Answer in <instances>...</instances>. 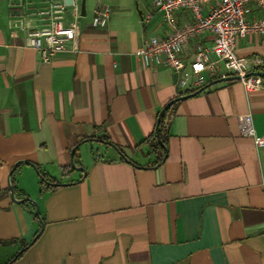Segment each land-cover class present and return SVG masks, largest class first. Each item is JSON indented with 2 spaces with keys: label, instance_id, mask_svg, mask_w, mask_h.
I'll use <instances>...</instances> for the list:
<instances>
[{
  "label": "crops",
  "instance_id": "crops-1",
  "mask_svg": "<svg viewBox=\"0 0 264 264\" xmlns=\"http://www.w3.org/2000/svg\"><path fill=\"white\" fill-rule=\"evenodd\" d=\"M76 1L78 43L46 61L0 0V264H264V145L239 121L250 113L264 137V86L209 75L171 106L160 160L149 141L160 111L194 92L138 49L169 28L160 14L144 21L150 0ZM236 51L260 56L264 71L263 37L240 38ZM74 147L85 172L71 165ZM12 171L16 197L39 203L37 238L32 203L10 196ZM41 173L63 185L41 192Z\"/></svg>",
  "mask_w": 264,
  "mask_h": 264
},
{
  "label": "built area",
  "instance_id": "built-area-1",
  "mask_svg": "<svg viewBox=\"0 0 264 264\" xmlns=\"http://www.w3.org/2000/svg\"><path fill=\"white\" fill-rule=\"evenodd\" d=\"M40 2L32 5L25 0H9L10 13L24 23L27 46L48 61L54 53L71 45L76 47L80 9L76 0L71 4L66 0ZM150 4L152 8L144 21L150 22L160 14L169 30L165 35L145 38L138 54L148 64L172 68L181 91H197L211 74L240 76L247 90L264 86L263 76L249 74L259 71L263 59L241 56L236 51L240 38L251 34L264 38V0H150ZM253 6L259 14L250 17ZM69 7L76 9V16L66 23ZM184 11L190 12L192 19L181 25L178 15ZM108 13L109 9L98 10L93 25H105ZM31 18L37 21L35 25L29 23ZM207 35L212 38L211 44L201 41ZM239 121L245 136L264 145V137L257 134L250 113L241 115Z\"/></svg>",
  "mask_w": 264,
  "mask_h": 264
},
{
  "label": "water",
  "instance_id": "water-1",
  "mask_svg": "<svg viewBox=\"0 0 264 264\" xmlns=\"http://www.w3.org/2000/svg\"><path fill=\"white\" fill-rule=\"evenodd\" d=\"M72 1L73 0H66V2L69 3V4H71ZM82 11L85 12V4L84 3H82ZM249 74H256V75H260V76H263L264 77V71H253V72H250ZM239 79H240V76H227V77H222L221 78V81H226V80H239ZM202 90H203V88L201 90L196 91V92L191 93V94H185V95L177 96V97L173 98L172 100H170L162 108V110L160 111L159 116H158L157 126H156V133H157V137H158L159 143L165 148L166 155L168 154V148H167L166 144L162 140V136H161V132H160V123H161V120L165 116L167 110L173 104H175L176 102H178V101H180L182 99L188 98V97H190V96L194 95L195 93L200 92ZM113 146L116 147L115 145H113ZM76 149H77V147H74L72 149V153H71V156H72L71 165L74 168L85 172V168L84 167H80V166H77L75 164L74 156H75ZM17 165L14 167V169L17 167ZM34 167L37 168L36 165H34ZM12 174H13V171L10 173L9 180H8V182H9V189H10V196H11L12 200L15 201L16 203L31 202L35 206V214L38 216V218L40 219V223H41V229H40V232L36 236V238H37L38 235H40V233L42 232V230L44 229V226H45V223L43 222V220L41 218V215H40V206H39V203L36 200L30 198L29 196H25L23 198H17L16 197L15 191H14V185H13L12 178H11ZM55 185H63V184H59L58 183V184H55Z\"/></svg>",
  "mask_w": 264,
  "mask_h": 264
},
{
  "label": "trees",
  "instance_id": "trees-1",
  "mask_svg": "<svg viewBox=\"0 0 264 264\" xmlns=\"http://www.w3.org/2000/svg\"><path fill=\"white\" fill-rule=\"evenodd\" d=\"M170 109H171V107L167 110L165 116L163 117V119L161 120V123H160V132H161L162 140L165 144H166V141L164 138L165 137V135H164L165 119H166L167 113L170 111ZM149 141H150V145L152 147H154L156 151H160V154H161L160 160H163V156L165 154V148L159 143L156 130H155V133L151 136V139H149ZM75 160H76V155H75ZM12 182L14 183V176H12ZM55 183H56V180H52L46 174H43V173L40 174L41 192H44V191H47L49 189H53L54 187H57V185H55ZM6 193H7V191L4 193H0V198L3 194H6ZM30 207H31L32 211L34 212L35 206L33 204H30ZM36 217L38 218L37 215H36Z\"/></svg>",
  "mask_w": 264,
  "mask_h": 264
},
{
  "label": "rangeland",
  "instance_id": "rangeland-1",
  "mask_svg": "<svg viewBox=\"0 0 264 264\" xmlns=\"http://www.w3.org/2000/svg\"><path fill=\"white\" fill-rule=\"evenodd\" d=\"M69 14L74 15L75 14V8L74 7H69Z\"/></svg>",
  "mask_w": 264,
  "mask_h": 264
}]
</instances>
